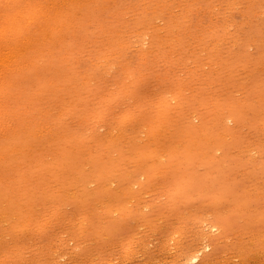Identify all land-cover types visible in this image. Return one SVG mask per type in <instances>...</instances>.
Returning <instances> with one entry per match:
<instances>
[{
	"label": "rangeland",
	"instance_id": "1",
	"mask_svg": "<svg viewBox=\"0 0 264 264\" xmlns=\"http://www.w3.org/2000/svg\"><path fill=\"white\" fill-rule=\"evenodd\" d=\"M8 1L0 264H264V0Z\"/></svg>",
	"mask_w": 264,
	"mask_h": 264
},
{
	"label": "bare ground",
	"instance_id": "2",
	"mask_svg": "<svg viewBox=\"0 0 264 264\" xmlns=\"http://www.w3.org/2000/svg\"><path fill=\"white\" fill-rule=\"evenodd\" d=\"M2 1L5 2V0H2ZM9 1H10V0H9ZM9 1H8V2H9ZM24 1H27V0H24ZM43 1H44V0H43ZM60 1H62V0H60ZM88 1H89V0H88ZM194 1H195V0H194ZM227 1H228V0H227ZM8 2H7V3H8ZM142 2H143V1H142ZM186 2H187V1H186ZM56 3H57V2H56ZM56 3H55V4H56ZM63 3H64V2H63ZM65 3H66V1H65ZM65 3H64V4H65ZM77 3H78V2H77ZM140 3H141V2H140ZM162 3H163V2H162ZM179 3H181V2H179ZM228 3H229V2H228ZM37 4H38V3H37ZM37 4H36V5H37ZM42 4H43V3H42ZM59 4H60V3H59ZM67 4H68V3H67ZM176 4H178V3L176 2ZM188 4H189V3H188ZM10 5H11V4H10ZM73 5H74V4H73ZM168 5H169V4H168ZM179 5H180V4H179ZM184 5H186V4H184ZM200 5H201V4H200ZM3 6H4V5H3ZM6 6H7V4H6ZM163 6H164V5H163ZM62 7H63V6H62ZM69 7H71V6H69ZM161 7H162V6H161ZM0 8H1V6H0ZM27 8H28V7H27ZM1 9H2V8H1ZM20 9H21V8H20ZM55 9H56V8H55ZM151 9H154V8H151ZM155 9H156V8H155ZM172 10H173V9H172ZM193 10H194V9H193ZM5 11H6V10H5ZM10 11H12V10H10ZM20 11H21V10H20ZM20 11H19V12H20ZM23 11H24V10H23ZM160 11H161V9H160ZM160 11H159V12H160ZM15 12H16V11H15ZM15 12H14V14H15ZM46 12H47V11H46ZM190 12H191V11H190ZM190 12H189V13H190ZM1 13H2V10H1ZM23 13H24V12H23ZM23 13H21V14H23ZM173 13H174V12H173ZM8 14H9V13H7V15H8ZM16 14H17V13H16ZM29 14H31V13H29ZM40 14H41V12H40ZM45 14H46V13H45ZM45 14H44V15H45ZM159 14H160V13H159ZM224 14H225V13H224ZM18 15H19L20 18H18L16 15H14V17L16 16V17L18 18V21H20L19 19H22V17H21L22 15H20V14H18ZM222 15H223V14H222ZM261 15H262V14H261ZM23 16H24V14H23ZM42 16H43V15H42ZM132 16H133V15H132ZM224 16H225V15H224ZM226 16H227V15H226ZM1 17H5V16H3V14H2ZM6 17H7V16H6ZM6 17H5V18H6ZM8 17H9V16H8ZM12 17H13V16L10 15V18H11L12 20L15 19V18H12ZM30 17H31V16H30ZM33 17H35V15H34ZM43 17H44V16H43ZM152 17H153V16H152ZM187 17H188V15H187ZM51 18H52V17H51ZM137 18H138V17H137ZM218 18H219V17H218ZM0 19H2V18H0ZM27 19H29V17H28ZM43 19H44V18H43ZM6 20H7V18H6ZM12 20H10V21H11V22H10L11 24H12ZM30 20H31V19H30ZM34 20H35V19H34ZM37 20H38V19H37ZM156 20H157V19H156ZM170 20H171V19H170ZM0 21H1V20H0ZM2 21H3V19H2ZM2 21H1V22H2ZM15 21H16V20H15ZM40 21H41V20H40ZM153 21H154V20H153ZM20 22H25V21L22 19V21H20ZM31 22H32V20H31ZM31 22H30V23H31ZM2 23H4V22H2ZM2 23H1V24H2ZM26 23H27V22H25V25H26ZM28 23H29V22H28ZM28 23H27V24H28ZM30 23H29V24H30ZM36 23H37V22H36ZM38 23L40 24V22H38ZM140 23H141V22H140ZM188 23H189V22H188ZM226 23H227V22H226ZM226 23H225V24H226ZM1 24H0V26H1ZM4 24H8V20H7ZM29 24H28V25H29ZM41 24H43V23H41ZM41 24H40V26H41ZM48 24H49V23H48ZM13 25H14V24H12V26H13ZM22 25H24V24H20V26L18 27V24L15 23L14 26H16L17 28H19L18 31H21L22 29L20 30V27H22ZM25 25H24V28L26 27ZM35 25H37V24H35ZM43 25H44V24H43ZM150 25H151V24H150ZM228 25H229V24H227V26H228ZM12 26H11V27H12ZM40 26L38 27L39 30H40V28H44V27H47V26H50V25H47V26H44V27H43V26L40 27ZM60 26H62V24H61ZM99 26H101V25H99ZM140 26H141V25H140ZM174 26H175V25H174ZM5 27H7V25H5ZM5 27H4V28H5ZM9 27H10V25H9ZM16 27H15V29L13 30L14 32H9V33H11V34H12V33H15V30H17ZM30 27L32 28V26H30ZM220 27H221V26H220ZM13 28H14V27H13ZM13 28H11V29H13ZM22 28H23V27H22ZM38 28H36V29H38ZM11 29H9V30H11ZM36 29H35V30H36ZM47 29H48V28H47ZM0 30H2L1 33H0V44H1L0 46H2V44H3V45H5L4 47H5L6 49H8V48L6 47V45H8V44L10 43V41H9V39L6 38V37H8L9 34L7 35V33H6V29H0ZM27 30H28V27H27ZM48 30H49V29H48ZM11 31H12V30H11ZM24 31H26V30L23 29V31H21V32L25 33ZM26 32H28V31H26ZM32 32H33V31H32ZM136 32H137V31H136ZM18 33H19V32H18ZM47 33H50V32H47V30H46V36H47ZM130 33H131V32H130ZM137 33H138V32H137ZM25 34H26V36H27V33H25ZM40 34H41V33H40ZM135 34H136V33H135ZM143 34H144V33H143ZM6 35H7V36H6ZM15 35H16V33H15ZM22 35H23V34H22ZM32 35H33V34H32ZM41 35H42V34H41ZM107 35H108V34H107ZM5 36H6V37H5ZM10 36H11V35H9V37H10ZM19 36H21V35L19 34ZM23 36H25V35H23ZM29 36H31V33H30ZM35 36H36V35H35ZM62 36H63V34H62ZM27 37H28V36H27ZM27 37H26V38H27ZM33 37H34V35H33ZM33 37H32V39L34 40ZM39 37H40V35H39ZM50 37H51V36H50ZM66 37H67V36H66ZM118 37H119V36H118ZM13 38H15V37L13 36ZM24 38H25V37H23V39H24ZM30 38H31V37H30ZM36 38H37V37H36ZM44 38H45V37H44ZM44 38H43V39H44ZM56 38H57V37H56ZM85 38H86V37H85ZM10 39H11V38H10ZM20 39H21V37H20ZM20 39H19V40H20ZM27 39H28V38H27ZM37 39H38V38H37ZM45 39H46V38H45ZM86 39H87V38H86ZM93 39H94V38H93ZM134 39H135V38H134ZM235 39H237V38H235ZM25 40H26V39H25ZM25 40H24V41H25ZM35 40H36V39H35ZM8 41H9V43L6 44ZM14 41L16 42L17 40H14ZM26 41H27V40H26ZM26 41L23 42V41L21 40L20 42H22V43L20 44V42H19V46L22 45V47H23V46H24V43H26ZM29 41H30V40L28 39V41H27V45H28V42H29ZM40 41H41V40H40ZM52 41H53V40H52ZM54 41H55V40H54ZM59 41H60V40H59ZM118 41H119V40H118ZM11 42H12V41H11ZM15 42H14V43H15ZM45 42H46V40H45ZM45 42H44V43H45ZM47 42H48V41H47ZM30 43H31V42H29V44H30ZM44 43H43V41H42L41 44H44ZM56 43H57V42H56ZM15 44H17V43H15ZM31 44H32V46H31V45H30V46L33 47L32 49H34L36 46H33V43H31ZM53 44H54V43H53ZM9 45H10V44H9ZM12 45H13V44H11L10 47L8 46L10 50L15 49L14 46L11 47ZM17 45H18V44H17ZM27 45L25 44V46H24L23 48L28 49V48H26V47H28ZM35 45H36V44H35ZM45 45H46V43H45ZM216 45H217V44H216ZM47 46H49V45L47 44ZM49 47H51V46H49ZM49 47H48V48H49ZM107 47H108V46H107ZM131 47H132V46H131ZM136 47H137V46H136ZM19 48H20V47H18V49H19ZM23 48H21V52H20V50H18V51L15 52L16 54L14 53V55H12V56H15V55H16V56L18 57L17 52H19L18 54H19V56H20V53H23V51H25V49L22 50ZM42 48H43V47H42ZM44 48H45V46H44ZM44 48H43V49H44ZM115 48H116V47H115ZM1 49L4 50L3 47H0V50H1ZM16 49H17V48H16ZM29 49H30V48H29ZM29 49H28V51H29ZM37 49H40V48H38V45H37ZM35 50H36V49H35ZM4 51H6V50H4ZM8 51H9V50H7V52H8ZM13 51H14V50H13ZM28 51H27V52H28ZM33 51H34V50H33ZM39 51H42V49H40ZM27 52H26V53H27ZM103 52H104V51H103ZM108 52H109V51H108ZM3 53H4V52H3ZM30 53H31V52H30ZM1 54H2V53H0V55H1ZM4 54H5V53H4ZM32 54H33V53H31V54H29V55H32ZM34 54H35V53H34ZM34 54H33V56L36 55V54H35V55H34ZM10 55H11V52H10ZM27 55H28V54H27ZM39 55H40V54H39ZM3 56H5V55H3ZM8 56H9V55H8ZM8 56H7V57H8ZM16 56H15V57H16ZM21 56H22V55H21ZM21 56H20V57H21ZM25 56H26V55H25ZM25 56H24V57H25ZM33 56H32V57H33ZM10 57H11V56H10ZM15 57H14V58H15ZM17 57H16V58H17ZM24 57H23V59H24ZM32 57H29L31 61L33 60V59H31ZM35 57L37 58L38 56L36 55ZM228 57H229V56H228ZM2 58H3V57H2ZM2 58H0V62H1L0 64H2L1 66H2V67H7V64H5V66H3L5 62L2 63V62H3V59H2ZM12 58H13V57H12ZM12 58H11V59H12ZM25 58H26V57H25ZM36 58H34V59L36 60ZM18 59H19V58H18ZM27 59H28V57H27ZM4 60H5V57H4ZM9 60H10V59H9ZM9 60H7V61L9 62ZM21 60H22V59H21ZM104 60H105V59H104ZM178 60H179V59H178ZM231 60H232V59H231ZM11 61H13V59H12ZM14 61H16V59H15ZM24 61H27V60L24 59ZM28 61H29V60H28ZM20 62H21V61H20ZM29 62H30V61H29ZM165 62H166V61H165ZM11 63H12V62H11ZM11 63H10V64H11ZM14 63H15V62H14ZM26 63H27V62H26ZM38 63H39V62H38ZM102 63H103V62H102ZM16 64H17V62H16ZM16 64H15V65H16ZM22 64H25V63L22 62ZM22 64H21V65H22ZM28 64H29V63H27V65H28ZM36 64H37V63H36ZM97 64H98V63H97ZM17 65L19 66V64H17ZM25 65H26V64H25ZM27 65H26V67L29 66V65H28V66H27ZM114 65H115V64H114ZM116 65H117V64H116ZM9 66H10V65H9ZM9 66H8V68H10V67L12 68V66H10V67H9ZM13 66H14V65H13ZM18 66H17V67H18ZM32 66H33V63H32ZM59 66H60V65H59ZM19 67H22V66H19ZM29 67H30V66H29ZM35 67H36V66H35ZM35 67H34V68H35ZM204 67H205V66H204ZM31 68H32V67H31ZM57 68H58V67H57ZM167 68H168V67H167ZM0 69L2 70L1 67H0ZM13 69H14V68H12L11 70H13ZM18 69H20V68H18ZM3 70H4V69H3ZM3 70H2V71H3ZM16 70H17V69H16ZM21 70H24V72H25L26 74H27V72H28V71H25L24 68L21 69ZM21 70H19V71H21ZM43 70H44V69H43ZM2 71H0V72H2ZM4 71H5L4 73H5L6 75H5L4 73H3V74L0 73V79L2 78L1 76H3V75H5L4 77H6V76H7V77H11V76H12V75L10 76V73L8 72V70H7V73H9V74L6 73V69H5ZM17 71H18V70H17ZM112 71H113V70H112ZM167 71H168V70H167ZM11 72H12V71H11ZM47 72H48V71H47ZM89 72H90V71H89ZM113 73H114V72H113ZM1 74H2V75H1ZM11 74H12V73H11ZM21 74H22V73H21ZM26 74H25L24 76H26ZM28 74H29V75H28ZM28 74H27L28 77H26L27 79L30 78V76L32 75V74H30V73H28ZM22 75H23V74H22ZM22 75H21V76H22ZM16 76H17V75H16ZM21 76H20V77H21ZM186 76H187V75H186ZM191 76H192V75H191ZM4 77H3V79H5ZM7 77H6V78H7ZM20 77H18V78H20ZM178 77H179V76H178ZM197 77H198V76H197ZM12 78H13V77H12ZM26 78H25V79H26ZM199 78H200V77H199ZM13 79H15V78H13ZM159 79H160V78H159ZM29 80H30V79H29ZM29 80H28V81H29ZM194 80H195V79H194ZM1 81H2V80H1ZM1 81H0V94H3L5 88H4V86H3L4 84L2 85V82L4 83L5 81H2V82H1ZM13 81H14V80H13ZM21 81H22L23 83H25V82L23 81V79H22ZM21 81H20V82H21ZM198 81H200V80H198ZM192 82H193V81H192ZM243 82H244V81H243ZM9 83H10V82H9ZM17 83H18V80H17ZM19 84H20V83H19ZM21 84H22V83H21ZM27 84H28V83H26V84H25L24 86H22V87L25 88L26 86H28ZM11 85L13 86V82H12ZM11 85H10V86H11ZM239 85H240V84H239ZM17 86H18V85H17ZM263 86H264V85H263ZM28 87H30V86H28ZM28 87H26V89H27ZM164 87H165V86H164ZM175 87H176V86H175ZM256 87H257V86H256ZM19 88H21V86H19ZM19 88L17 87V88H15L14 90H17V89H19ZM32 88H33V87H32ZM245 88H246V87H245ZM262 88H263V87H262ZM26 89L23 90V89L21 88L20 90H21V92H22V91H26ZM192 89H193V88H192ZM243 89H244V88H243ZM9 90H10V89H9ZM11 90H13V88H12ZM170 90H171V89H170ZM244 90H245V89H244ZM263 90H264V89H263ZM18 91H19V90H17V92H18ZM183 91H184V90H183ZM17 92H16L15 95H17ZM19 93H20V91L18 92V94H19ZM24 94H25V93H24ZM28 94H29V92H28ZM251 94H252V93H251ZM20 95H21V94H20ZM36 95H37V94H36ZM13 96H14V95H13ZM33 96H35V95H33ZM122 96H123V95H122ZM9 97H10V96H9ZM15 97L17 98V96H15ZM15 97H14V98H15ZM20 97H21V96H19L18 98H20ZM22 97H24L23 94H22ZM25 97L27 98V94H26ZM6 98H7V97H5V99H3V97H2V99H3L4 101L6 100ZM16 98L14 99V101L16 100ZM18 98H17V100H18ZM54 98H55V97H54ZM70 98H71V97H70ZM126 98H127V97H126ZM10 99H11V98H10ZM10 99H8V100L11 101L12 99H11V100H10ZM21 99H23V98H21ZM183 99H184V98H183ZM196 99H197V98H196ZM3 100H2V101H3ZM8 100H6V103H9V102H7ZM19 100H20V99H19ZM19 100H18V101H15V102H14V101H11V102H13L14 104H16V102H17V104H20V103H18ZM28 100L31 101L30 99H28ZM212 101H213V100H212ZM20 102H21V101H20ZM84 102H85V101H84ZM2 103L4 104V102H2ZM6 103H5L4 105H1V103H0V128H1V129H2V127H3L5 124H6V125H9V124L6 123V120L9 119L10 112H12V111L8 112V111H9V108H11V105H12V104H10V107L7 109V107L9 106V104H8V106H6ZM72 103H73V102H72ZM217 103H218V102H217ZM14 104H13V105H14ZM17 104H16V106H17ZM51 104H52V103H51ZM64 104H65V103H64ZM13 105H12V107H13ZM77 105H78V104H77ZM20 106H21V104H20ZM173 106H174V105H173ZM14 107H15V105H14ZM73 107H74V106H73ZM80 107H81V106H80ZM83 107H84V106H83ZM15 109H16V108H15ZM15 109H14V111H15ZM87 109H88V108H87ZM226 109H227V108H226ZM19 110H20V109H19ZM153 110H154V109H153ZM96 111H97V109H96ZM98 111H99V109H98ZM18 112H20V111H18ZM27 112H28V111H27ZM86 112H87V111H86ZM134 112H135V111H134ZM8 113H9V114H8ZM15 113H16V111H15ZM148 113H149V112H148ZM7 114H8L9 116H7ZM18 114H20V113H18ZM28 114H29V113H28ZM39 114L41 115L40 117H42V118H43L44 116L46 117V115L43 116V114H42L41 112H39ZM39 114H37V115L39 116ZM257 114H258V113H257ZM37 115H36V114H35V115L32 114V116H37ZM104 115H105V114H104ZM141 115H142V113H141ZM165 115H166V114H165ZM169 115H170V114H169ZM30 116H31V114H30ZM38 116H37V117H38ZM66 116H67V115H66ZM85 116H86V115H85ZM37 117H36L35 119H38ZM40 117H39V119H40ZM151 117H152V116H151ZM245 117H246V116H245ZM10 118H11V117H10ZM22 118H23V117H22ZM42 118H41V119H42ZM46 118H47V117H46ZM137 118H138V117H137ZM152 118H153V117H152ZM222 118H223V117H222ZM35 119H31V121H30L29 118H24V120L29 121L28 123H30V124H32V123H33L32 120L34 121ZM134 119H135V118H134ZM226 119H227V118H226ZM228 119H229V118H228ZM9 120H10V119H9ZM11 120H12V119H11ZM43 120H45V118H44ZM47 120H48V119H47ZM136 120H137V119H136ZM194 120H195V119H194ZM17 121H18V120H17ZM26 121H25V123H26ZM37 121L39 122V120H36V123H37ZM40 121L42 122V120H40ZM67 121H68V120H67ZM80 121H81V120H80ZM88 121H89V120H88ZM104 121H105V120H104ZM164 121H165V118H164ZM226 121H227V120H226ZM9 122H10V121H9ZM13 122L15 123V120H13ZM41 122H40V123H37V125H38V124H41V125H42V123H44V122H42V123H41ZM138 122H139V121H138ZM150 122H151V121H150ZM159 122H160V121H159ZM192 122H193V121H192ZM14 123H13V124H14ZM18 123H19V124H18ZM18 123H17L18 126L16 125V127H15L14 130L19 129L18 127H19L20 124H22L20 128H23V127L25 126V124L22 123V122H21V123L18 122ZM111 123H112V122H111ZM239 123H240V122H239ZM10 124H12V123H10ZM23 124H24V126H23ZM30 124H29V125H30ZM104 124H105V123H104ZM104 124H103V125H104ZM144 124H145V123H144ZM34 125H35V124H33V126L30 125V127L32 126V128H31L32 130H34L33 127H35V128L37 127V125H36V126H34ZM113 125H114V124H113ZM26 126H27V124H26ZM111 126H112V125H111ZM9 127H10V125H9ZM9 127H8V129H11V130H8V131L6 132L7 135H8V133H10V132L12 133V131H13V130H12L13 127H11V128H9ZM46 127H47V126H46ZM54 127H55V126H54ZM141 127H142V126H141ZM38 128H39V127H38ZM81 128H82V127H81ZM86 128H87V127H86ZM1 129H0V130H1ZM26 129H27V127H26ZM159 129H161V128H159ZM168 129H169V128H168ZM6 130H7V129H6ZM42 130H43V129H42ZM70 131H71V130H70ZM107 131H108V130H107ZM123 131H124V130H123ZM123 131H122V132H123ZM157 131H158V130H157ZM32 132H33V131H32ZM46 132H47V131H46ZM101 132H102V131H101ZM22 133H23V132H21V134H19L18 137H20V135H22ZM44 133H45V132H44ZM16 134H17V133H16ZM107 134H108V133H107ZM2 135H5V132H4V134H2ZM34 135H35V133H34ZM71 135H72V134H71ZM130 135H131V134H130ZM186 135H187V134H186ZM13 136H14V135H13ZM116 136H117V135H116ZM162 136H163V135H162ZM11 137H12V136H11ZM16 137H17V136H16ZM16 137H15V138H16ZM75 137H76V136H75ZM91 137H92V136H91ZM96 137H97V136H96ZM100 137H101V136H100ZM200 137H201V136H200ZM1 138H3V137H1ZM6 138L9 139V137H6ZM15 138H14V141H15ZM60 138H61V137H60ZM208 138H209V137H208ZM16 139H17V138H16ZM142 139H143V138H142ZM55 140H56V139H55ZM90 140H91V139H90ZM128 140H129V139H128ZM223 140H224V139H223ZM0 141H1V140H0ZM3 141H4V140H2V142H3ZM132 141H133V140H132ZM19 142H20V141H19ZM43 142H44V141H43ZM100 142H101V141H100ZM137 142H138V141H137ZM24 143H25V141H24ZM24 143H23V144H24ZM27 143H28V142H27ZM179 143H180V142H179ZM5 144H6V143L4 142V146H5V148H4L3 144H2V146H3L4 149H6V145H5ZM9 144H10V143H9ZM16 144H17V143H16ZM49 144H50V143H49ZM247 144H248V143H247ZM65 145H66V144H65ZM7 146H8V145H7ZM9 146H10V145H9ZM11 146H12V145H11ZM34 146H35V145H34ZM41 146H42V145H41ZM72 146H73V145H72ZM12 147H13V146H12ZM42 147H43V146H42ZM70 147H71V146H70ZM25 148H26V147H25ZM79 148H80V147H79ZM8 149H10V148L8 147ZM11 149H12V148H11ZM14 149H15V148H14ZM16 149H17V148H16ZM21 149H22V148H21ZM70 150H71V149H70ZM73 150H74V149H73ZM6 151H7V150H6ZM24 151H25V150H24ZM51 152H52V151H51ZM217 152H218V151H217ZM42 153H43V152H42ZM49 153H50V152H49ZM47 154H48V153H47ZM52 154H53V152H52ZM52 154H51V155H52ZM80 154H81V153H80ZM81 155H82V154H81ZM105 155H106V154H105ZM23 157H24V156H23ZM107 158H108V157H107ZM58 160H59V159H58ZM35 161H36V160H35ZM85 161H86V160H85ZM17 162H18V161H17ZM23 162H24V161H23ZM33 164H34V163H33ZM86 164H87V163H86ZM142 164H143V163H142ZM77 165H78V164H77ZM59 166H60V165H59ZM33 168H34V167H33ZM54 168H55V167H54ZM25 169H26V168H25ZM48 170H49V169H48ZM45 171H46V170H45ZM115 171H116V170H115ZM29 172H30V171H29ZM52 173H53V172H52ZM75 173H76V172H75ZM49 174H50V173H49ZM76 174H77V173H76ZM31 175H32V174H31ZM33 175H34V174H33ZM52 175H53V174H52ZM96 175H98V174H96ZM4 176H5V175H4ZM0 177H1V176H0ZM38 177H39V176H38ZM72 177H73V176H72ZM146 177H147V176H146ZM18 179H19V178H18ZM18 179H17V180H18ZM53 179H54V178H53ZM147 179H148V178H147ZM147 179H146V180H147ZM4 181H5V180H4ZM148 181H149V180H148ZM55 182H56V181H55ZM25 183H26V182H25ZM42 183H43V182H42ZM44 183H46V182H44ZM47 183H48V182H47ZM134 183H135V182H134ZM137 183H138V182H137ZM49 184H51V183H49ZM76 184H77V182H76ZM65 185H66V184H65ZM0 186H1V185H0ZM15 186H16V185H15ZM38 186H39V185H38ZM9 187L11 188L12 186L9 185ZM18 187H19V186H18ZM26 187H27V186H26ZM62 187H63V186H62ZM70 187H72V186H70ZM70 187H69V188H70ZM10 188H9V189H10ZM59 188H60V187H59ZM67 188H68V186H67ZM21 189H22V188H21ZM117 189H118V188H117ZM6 190H8V188H7ZM6 190H4V191H6ZM13 190H14V189H13ZM75 190H76V189H75ZM0 191H1V190H0ZM4 191H2V192L4 193ZM68 191H69V190H68ZM21 192H22V190H21ZM22 193H23V192H22ZM25 193H26V192H25ZM23 194H24V193H23ZM4 196H5V195H4ZM19 197H20V195H19ZM48 198H49V197H48ZM2 199H3V197H2ZM40 199H41V198H40ZM16 200H17V199H16ZM10 201H11V200H10ZM18 201H19V200H18ZM39 201H40V200H39ZM102 202H103V201H102ZM102 202H101V203H102ZM51 203H53V202H51ZM59 205H60V204H59ZM59 205H58V206H59ZM95 205H96V204H95ZM68 206H69V205H68ZM56 207H57V206H56ZM58 208H59V207H58ZM84 211H85V210H84ZM80 212H81V211H80ZM162 212H163V211H162ZM30 214H31V213H30ZM111 214H112V213H111ZM82 215H83V214H82ZM137 216H138V215H137ZM91 218H92V217H91ZM165 218H166V217H165ZM30 219H31V218H30ZM86 220H87V219H86ZM82 222H83V221H82ZM174 222H175V221H174ZM33 223H34V222H33ZM80 223H81V222H80ZM80 223H79V224H80ZM165 223H166V222H165ZM84 224H85V223H84ZM173 225H174V224H173ZM77 226H78V225H77ZM138 226H139V225H138ZM155 226H156V225H155ZM207 226H208V225H207ZM213 226H214V225H213ZM81 227H82V226H81ZM211 227H212V226H211ZM249 227H250V226H249ZM84 228H85V227H84ZM133 230H134V229H133ZM143 230H144V228H143ZM236 232H237V231H236ZM74 234H75V233H74ZM79 235H80V234H79ZM91 235H92V234H91ZM139 235H140V234H139ZM188 235H189V234H188ZM76 238H77V237H76ZM85 239H86V238H85ZM111 239H112V238H111ZM81 240H82V239H81ZM90 240H91V239H90ZM1 241H2V240H1ZM214 241H215V240H214ZM96 242H97V241H96ZM246 242H247V241H246ZM1 244H2V243H1ZM23 244H24V243H23ZM188 244H189V243H188ZM190 244H191V243H190ZM233 244H234V243H233ZM81 246H82V245H81ZM25 247H26V245H25ZM186 248H187V247H186ZM200 249H201V248H200ZM199 251H200V250H199ZM53 252H54V251H53ZM191 253H192V252H191ZM194 253H195V252H194ZM6 254H7V253H6ZM192 254H193V253H192ZM192 254H191V257H190V259H191L190 261H192V260H193V261H199V255H200V253L197 251L196 254H193V255H192ZM189 256H190V255H189ZM189 256H188V257H189ZM25 258H26V257H25Z\"/></svg>",
	"mask_w": 264,
	"mask_h": 264
}]
</instances>
